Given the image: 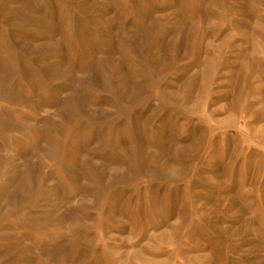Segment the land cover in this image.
<instances>
[{"label": "rangeland", "instance_id": "374dc122", "mask_svg": "<svg viewBox=\"0 0 264 264\" xmlns=\"http://www.w3.org/2000/svg\"><path fill=\"white\" fill-rule=\"evenodd\" d=\"M0 264H264V0H0Z\"/></svg>", "mask_w": 264, "mask_h": 264}]
</instances>
